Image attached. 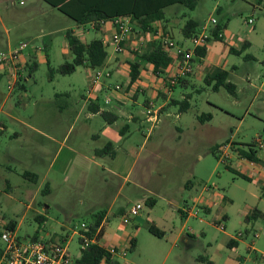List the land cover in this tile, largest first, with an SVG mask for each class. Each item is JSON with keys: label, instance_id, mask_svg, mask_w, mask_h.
<instances>
[{"label": "rangeland", "instance_id": "374dc122", "mask_svg": "<svg viewBox=\"0 0 264 264\" xmlns=\"http://www.w3.org/2000/svg\"><path fill=\"white\" fill-rule=\"evenodd\" d=\"M164 13L167 21H161L162 26L157 28L168 29L170 24L172 39L185 47H190L191 41L183 38L180 29L188 18L208 27L213 26L210 19L215 18L224 36L222 40L209 41L207 63L191 76L190 84L173 88L171 98L180 100L187 95L189 109L179 112L176 105L169 104L161 122L151 128L152 138L140 150L132 176L141 164H147V181L143 184L157 189L158 195L147 193L155 203L149 206L139 201L140 216L122 224L123 215L138 202V188L125 184L119 193L122 180L102 168L92 173L94 181L89 185L84 171L61 164L65 154L68 163L76 161V155L65 145L78 141L81 145L90 134L82 126L87 108H80L91 89L92 69L78 66L70 73L59 72L62 63L72 60L66 31L70 29L89 41L109 36L107 26L105 30H95L85 25L83 30L42 0H0V52L7 53L26 43L25 58L32 56L37 61L31 73L25 66L21 68L23 77L18 83L22 87L15 84L12 89L8 88L11 68L0 65V233L3 224L14 221L16 234L22 240L35 235L44 240L52 238L62 242L74 257L81 248V223H93V212L108 211L118 192L104 223V230L117 231L116 237L122 243L116 246L126 251L125 256H112L117 264H264V0H198L192 10L175 4L165 8ZM250 19L253 23H248ZM145 33L136 32L134 37L146 39ZM246 42L248 45L243 46ZM35 46L44 48L36 57L32 50ZM106 50L108 58L115 54L111 44L106 45ZM216 69L228 71L235 94L223 87L214 90L204 82V76ZM100 70L111 71V75L104 74L97 89L120 84L136 91L134 99L124 100L122 109L124 116L132 113L140 117L143 127L140 121L127 123L120 118L129 125L125 134L136 152L152 126L150 121H144L143 101L153 96L155 73L141 69L142 77L129 84L127 62H110ZM105 94L112 96L108 89ZM103 96L101 93L96 99L92 95V101L109 106ZM203 113H209L211 118L200 122L198 116ZM156 135L161 137L159 154L149 161L144 157ZM255 140L262 143L254 146L259 163L238 152L247 151L248 144ZM224 144L227 148L219 149L217 158L212 148ZM32 174L36 176L24 177ZM189 179L196 185L185 188ZM198 194L201 196L197 200ZM125 195L132 201H127ZM185 204L192 211L199 210L197 217L183 211ZM203 204L209 211L199 209ZM123 207L127 211L120 213ZM255 208L263 215L246 221L245 216ZM151 220L164 232L162 237L149 232ZM131 239L135 240L132 249ZM230 239L237 241L236 246L228 245ZM100 241L113 246L109 241ZM100 264L107 263L103 260Z\"/></svg>", "mask_w": 264, "mask_h": 264}, {"label": "trees", "instance_id": "16d2710c", "mask_svg": "<svg viewBox=\"0 0 264 264\" xmlns=\"http://www.w3.org/2000/svg\"><path fill=\"white\" fill-rule=\"evenodd\" d=\"M49 5L57 8L64 15L71 18L77 25L87 24L89 22H97L95 30H102L99 21H108L115 17L128 15L131 18V24L133 30L136 32H152L157 30V21H167L165 19L164 9L168 6L181 4L185 8L192 10L195 8L198 0H45ZM200 30L199 23L188 18L180 29V32L184 39H190ZM223 31L220 25H216L213 30V39L222 40V37H218L217 33ZM67 46L72 54V60L65 61L62 63L58 70L60 73H70L74 71L78 66H84L90 69L101 68L106 64L108 59V52L106 46L102 43L100 38H93L89 41H85L79 38L72 30L66 31ZM181 44V43H180ZM183 45V44H182ZM246 42L243 46H247ZM231 52H236L235 49L230 48ZM207 52V46H203L196 50V55L193 59L195 62L200 58L204 57ZM250 57L249 55L246 56ZM149 63L152 65L153 72L158 76H163L165 70L171 66L173 63V58L164 49L163 42L161 38H155L147 41L138 51L134 52V58L128 61L129 65V81L134 82L139 78V73L141 65ZM264 63V60H263ZM27 70L31 73L37 68V61L34 57H28L27 62L24 65ZM190 75V74H189ZM187 75V76H189ZM186 77L181 78L178 83L181 86H186L189 83V79ZM204 82L208 85H212L214 90L223 87L229 93L235 94V85L228 80V71L224 69H216L210 74L204 76ZM19 87H22L20 83H17ZM16 84V85H17ZM177 85V84H176ZM188 96L185 95L182 99H171L169 104L176 105L179 112H185L189 109L190 103L188 101ZM168 104V105H169ZM88 109L92 112H98L97 102H92L88 104ZM100 115L102 118L108 122L112 123L116 116L108 111H101ZM211 118L209 113L201 114L198 116V120L203 122ZM220 145H214L212 148L213 154L217 156ZM255 143L251 142L248 144V150H239V154L242 157L247 158L251 162L259 163L260 158L257 156L256 150L254 148ZM94 153L98 156L108 155L113 157L115 155V150L111 142L106 143L103 147L95 149ZM27 176H36L24 175ZM244 177V176H243ZM247 178V177H246ZM195 182L193 180H187L184 183V187H193ZM261 192L264 194V184L261 187ZM145 203L152 206L155 203L154 198H146ZM186 205V204H185ZM207 212V209L206 211ZM105 211H98L92 214L94 219L93 223L87 225V230H84L88 237H91L97 228L100 226L101 219ZM263 213L258 209H253L251 213L245 216V220L249 221L262 216ZM16 223L14 221H7L3 224V229L15 230ZM148 230L155 236L162 237L164 232L155 226L153 222L150 221L148 225ZM101 232V230H100ZM99 232V236L101 233ZM32 240L38 239L35 235L31 237ZM52 242L53 239L47 240ZM82 242V240H81ZM129 248L132 249L135 246V240L131 239L129 242ZM237 241L235 239H230L228 245L230 247L236 246ZM1 252V250H0ZM76 264H100L101 261H105L107 264H117L113 260L112 254L109 253L103 245L91 244L85 248H80L77 255L74 256Z\"/></svg>", "mask_w": 264, "mask_h": 264}, {"label": "crops", "instance_id": "0c3cea01", "mask_svg": "<svg viewBox=\"0 0 264 264\" xmlns=\"http://www.w3.org/2000/svg\"><path fill=\"white\" fill-rule=\"evenodd\" d=\"M3 1H7V0H3ZM42 2L46 3L48 6H51L45 0H42ZM51 8H55V7L51 6ZM55 9H57V8H55ZM155 24L157 26H162L160 21L155 22ZM105 27H103L102 30H105ZM107 29H109L108 26H107ZM170 29H171L170 24H168V29L165 28V30L171 31ZM134 33H136V31ZM134 33L130 36L129 40L127 41L126 52L121 53V54H113L112 56H110L108 58L105 66H107V64L110 62H115L116 65L126 64V62L128 63V61H131L134 58L133 57L134 53L130 51V47H131L132 42L136 41V38L134 37L135 36ZM171 33H172V31H171ZM10 45H11V43L8 40L7 46L9 47ZM34 53H35V57H36V54L39 55V51H36ZM208 54H209V48L207 46V52H206L205 56L200 58L199 60L195 61L193 72L189 76H187V78L189 79L188 84H190L191 76L194 73L198 72L201 69V67H203L207 63ZM148 64H147V66H146V64L141 65L140 66L141 69L146 70V71L151 69V71H152V65L151 64L148 65ZM5 69H7L8 72H10V69L8 67ZM167 70H169V72L164 74L165 77L164 76H158L156 74L154 75V79L152 82L153 87L151 86L153 96L150 98L146 97L145 100L143 101L144 115H145L143 117L144 121H146V122L150 121L152 126L149 128L148 133L145 135V138L142 140L141 146H140L141 148L139 150L134 152V147L132 146V142L130 141V137H126V134L129 131V125L127 123H129L130 121H132V122L140 121V124H141L143 121H141L142 119L140 117H138L137 115H134L132 113L128 114L127 116H124V112L122 109L124 100L127 99L128 97H131L134 99L136 97V91L132 92L130 85L123 87L120 91H111L110 90L111 86H107V88L105 86H102L101 89H97V87H96L95 91H93L92 93H88L86 96H84V99H83V102H82L81 108H80V111L84 110V108H87V112H85V120L83 121L82 126L88 128V130H90L89 131L90 134L87 135L86 137H84V139H83L84 142H82L83 146H82V144L80 145L79 141L77 143H74L73 145L72 144L65 145L67 150L70 153L76 155V161H74V162L70 161L68 163V161H69L68 156H67V154H65L62 157L61 164L64 167H66L70 164L71 167H77L79 170L84 171V173L86 175L85 176L86 181L90 180L89 185L92 184L94 181V177L92 176V173H94V171L96 169H99V168H102L104 171H107L108 173L112 174L114 177L119 178V180H122L120 185H119V190H118L119 193L122 192L125 184H133V186H135L136 188H138L140 190V192L135 195V199H136V201H138V202H136L137 204H139V201L145 202V199L149 197L147 193H151V194L156 193V195H158L157 189L154 190V189L150 188L148 185L143 184L144 181L145 182L147 181L146 180L147 179V177H146L147 172L146 171H148V165L147 164H141L139 166V169H138L135 176H132V172H133V165L136 164V160H137L138 156L140 155V150L142 149V147H144L147 144L148 140L152 138L151 134H150L151 128L152 127L155 128L157 123L161 122V115L167 109V106H168L170 100L172 99L171 98L172 91L176 85L174 87L170 88V91H167L169 88V87H167L168 86L167 78L171 76L174 69H173V67H170ZM165 72H166V70H165ZM109 75H111V71H110ZM128 75H129V71H128ZM141 77H142V72L140 71L139 78H141ZM137 80H135L134 82H136ZM132 83L133 82H130L129 84H132ZM100 84L102 85V83H100ZM177 84H179V83H177ZM107 89L109 91H111V93H112L111 100H110V102L107 103V105H109V106H102L97 102L98 112H92L91 110H89L88 104L94 102V101H92V95H95V97H97L96 99H98L99 94L104 93L103 99H105V93H106ZM158 99H161L162 102L159 103ZM147 107H151V109L156 110L157 113L154 112L153 115H150L148 117V115L146 114V108ZM80 111L75 116L74 122L80 116L79 115ZM101 111L110 112L111 114L116 116V119L112 123L106 122L102 118V116L100 115ZM120 118L126 119L127 123L121 121ZM71 127L72 126H70V128ZM140 127H143V124H141ZM70 128H69V131H70ZM65 138H68V134H66ZM159 138H161V137L159 135H156L155 141L152 140L153 144L151 145V148L148 150V153L146 154L144 159H148L149 161H152L154 158H156L158 156L159 153L157 150V145L160 142ZM108 142L112 143L113 148L115 150V155L113 157H109L108 155L98 156L94 153L95 149L103 147ZM63 143H62V145H63ZM78 143H79V145H78ZM133 154H136V155L134 156ZM68 155H70V154H68ZM75 164H77L78 166H76ZM143 171H145V172L143 173ZM83 189L85 190L86 187ZM118 192H116V194H115V196L111 202V205H109V209H111L114 202L116 201V195ZM125 196L127 197V198H125V199H127V201H132L131 197H129L127 195H125ZM199 196H201V195L198 194V196L196 197L197 200L199 199ZM167 203H169V205H172L173 202L170 199H168ZM178 207H180V206H178ZM201 207L203 208L204 211H206V209H207V211H209L208 207L205 204H203V206H201ZM109 209H108V211H105L98 229H99V232L101 230V232H100L101 233V235H100L101 240L109 241L111 245L116 246V245L122 243V239L119 237H116L117 231L114 233L113 232L110 233L109 231L104 230V226H105L104 223L108 219ZM126 211H127V209L124 207L120 209V213H124ZM93 213H96V212H93ZM138 214L136 215L137 217L140 216ZM151 221L154 222L153 220H151ZM122 224H124L123 221H122ZM107 236L109 239L107 238ZM101 244L105 245L103 242H101Z\"/></svg>", "mask_w": 264, "mask_h": 264}, {"label": "built area", "instance_id": "2783aa9c", "mask_svg": "<svg viewBox=\"0 0 264 264\" xmlns=\"http://www.w3.org/2000/svg\"><path fill=\"white\" fill-rule=\"evenodd\" d=\"M210 22L212 23V27H208L207 24H202L200 26V30L193 35L189 40L191 41L190 47H185L180 43H176L172 37L170 31H167L163 28H157V30L152 33H145L146 39H140L132 42L130 51L135 52L140 49L147 41L161 38L163 42L164 49L168 52V54L173 58V72L168 80V90L174 87L178 81L191 74L194 69V61L193 59L197 57L196 50L203 46H208L210 40L213 39V30L217 25V21L215 18H211ZM97 22H89L87 24L79 25L82 26L83 30L85 29V25L89 26V28L95 29ZM248 23H253V20L250 19ZM100 26L103 28L105 26L109 27V36L103 35L101 40L102 43L106 46L111 44L113 47V51L115 54H121L126 52L127 49V41L130 36L135 32L133 30L131 24V18L128 15H122L115 17L111 20L99 21ZM160 27V26H158ZM218 37L224 36V31H219L217 33ZM27 48L26 43H20L18 46L10 48L7 53L0 52V65L5 66L9 65L11 68L10 77L12 82L8 84V88L12 89L15 84L18 83L20 78L23 77L21 73V68L25 65L27 59L25 58L26 54L25 49ZM33 53L36 51H43L44 48L42 46H35L32 48ZM30 55V53H29ZM109 76V72H103L100 68L92 69V73L90 75V83L91 89L88 93H92L95 91L96 87L101 83L100 78L103 75ZM122 86L120 84H116L111 87V91H120ZM111 100V96L105 94V102L108 103ZM157 113L156 110L151 109V107L146 108V114L148 117ZM255 144H259L262 146V143L259 140L254 141ZM227 145L219 146V149L225 150ZM205 190V189H204ZM141 206L139 204L133 205L129 211L123 215V222H128L131 217L136 216L139 213ZM203 210L202 207L199 208ZM183 211L188 215L196 216L198 215L199 210L192 211L191 208L184 206ZM201 220V219H200ZM221 229L224 228L222 224L219 225ZM99 228V227H98ZM95 231V233L88 237L84 230H87V225L85 223H81V229L79 231V235L81 237V248H85L91 244H101L99 229ZM241 236L240 233H238ZM0 237L3 241V246L0 248V264H76L74 257H71L67 252V247L58 240H53L52 242H48L47 240L38 238L36 240H32L29 238L28 240H22L17 236L15 230L3 229L0 233ZM105 249L112 254H119L120 256H125L126 251L119 249L117 246H105Z\"/></svg>", "mask_w": 264, "mask_h": 264}]
</instances>
